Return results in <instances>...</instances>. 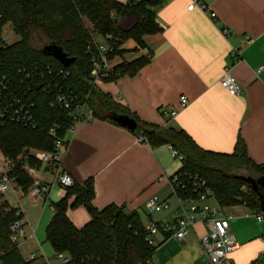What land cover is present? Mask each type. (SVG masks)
Returning a JSON list of instances; mask_svg holds the SVG:
<instances>
[{
    "label": "crops",
    "instance_id": "1",
    "mask_svg": "<svg viewBox=\"0 0 264 264\" xmlns=\"http://www.w3.org/2000/svg\"><path fill=\"white\" fill-rule=\"evenodd\" d=\"M191 1L166 0L156 8V22L162 31L144 37L152 55L149 64L135 76L98 87L140 122L184 130L206 151L233 154L241 138L251 161L264 166V71L257 74L264 65V0H200L207 12L188 11ZM136 46L129 41L124 49L131 51ZM226 69L242 88L240 96H232L222 87L220 80ZM182 96L189 100L185 108L180 106ZM165 109H174L177 115L164 118ZM140 135L96 118L90 124H76L64 139L63 171L80 186L93 182L92 205L99 211L126 207L146 217L144 226L150 221L172 222L179 203L169 181L182 169V163L172 156L170 146L153 148L140 143ZM40 177L51 189L50 200H32L36 206H49L52 219L51 205L63 199L65 192L54 185L50 172L41 169ZM152 197L168 203L169 209L148 213L145 204ZM206 203L221 209L214 197ZM222 211L232 217L230 226L239 245L230 255V263L258 264L264 254V219L257 221L244 207ZM68 218L78 229L91 220L84 207L70 209ZM35 231L31 227L25 233L24 243L36 239ZM208 233L209 227L198 219L183 241L171 238L164 242L165 236H158L161 245L152 264H209L201 245ZM38 246L37 242L30 252L37 254L32 264H49L39 256L42 247ZM30 254L22 256L27 259Z\"/></svg>",
    "mask_w": 264,
    "mask_h": 264
},
{
    "label": "trees",
    "instance_id": "2",
    "mask_svg": "<svg viewBox=\"0 0 264 264\" xmlns=\"http://www.w3.org/2000/svg\"><path fill=\"white\" fill-rule=\"evenodd\" d=\"M166 0H143L137 7H123L115 0H0V26L10 24L18 34V41L7 48L0 47V61H26L47 63L56 69L70 72L71 85L81 95L99 120L115 123L113 114L134 119V133L144 136L153 147L170 146L182 155L180 175H198L213 191L221 209L244 207L253 214H263L260 199L242 180L264 177V166H258L248 157L244 141L240 138L233 154H221L202 149L184 131L159 128L140 122L131 112L104 93L91 78L93 67L85 50L92 34L119 36L116 55L124 57V45L134 41L146 48L144 37L158 34L162 28L156 22L154 10ZM123 18H134L130 30L120 26ZM47 46L61 48L68 58H74L69 67L43 53ZM151 59L140 58L117 65L105 82H115L125 76H135ZM35 130L17 125L0 127V150L12 159L29 155L26 150L55 152L56 142L64 140L73 122L67 112L52 109L45 98L37 104ZM116 124V123H115ZM57 129L51 135L52 129ZM29 164L40 170L42 164L33 156ZM24 195L33 187L31 178L18 166L13 172ZM93 182L73 184L66 189L62 200L52 203L53 218L46 229V239L56 254H64L74 263L83 259H97L101 264H148L156 249L146 241L148 232L138 212L126 207L110 206L95 209ZM84 207L91 220L82 229L76 228L68 218V211ZM0 197V264H32L23 258L19 247L11 241L10 227L24 214H18Z\"/></svg>",
    "mask_w": 264,
    "mask_h": 264
},
{
    "label": "built area",
    "instance_id": "3",
    "mask_svg": "<svg viewBox=\"0 0 264 264\" xmlns=\"http://www.w3.org/2000/svg\"><path fill=\"white\" fill-rule=\"evenodd\" d=\"M142 1L118 0L116 2L123 7H137ZM193 9L208 11L207 6L200 0L191 1L188 11ZM211 18L215 19L216 15L211 13ZM13 37L18 38V34L10 24L0 26V47L7 48L13 45L15 43L11 41ZM119 42V36L117 35H91L86 45L85 53L93 67L91 78L95 85L99 86L105 83L117 65L142 57L152 58L151 52L147 48L139 46L131 50L129 57H120L116 55ZM262 71H264V65L258 68L257 74ZM70 79L69 71L56 69L47 63L0 61V127L17 125L24 129L35 130L38 127L36 118L37 104L41 98H45L52 109L67 112L70 115L73 122L70 129H73L76 124H90L95 119L94 113L87 102L72 87ZM220 83L232 96H240L243 92L236 79L227 69L224 71ZM188 104L189 100L187 97H180L181 108L187 107ZM176 115L177 111L174 109L162 111V116L167 119L174 118ZM56 132L57 129L54 128L50 134L55 135ZM138 141L148 144L144 136H139ZM65 146L64 140H58L55 152L28 149L26 150L29 153L28 156H20L17 159L5 156L0 150V195H13L18 201V205L21 197L25 196L13 176V172L18 166L33 182V187L27 196H30L34 201L50 200L51 189L49 185L41 180V169L50 172L54 177V185L66 194V189L72 187L74 181L72 177L63 171L62 151ZM171 152L174 158L182 160V155L179 151L171 148ZM30 155L42 164L40 170L29 164L28 158ZM169 188L179 203L176 218L174 221L166 223L150 221L145 226L148 232L147 243L157 251L161 245L157 241V237L160 235L165 236L164 242L171 238L183 241L194 228L198 219H201L209 227V233L201 239L207 262L209 264H231L230 255L239 249L237 239L230 226L232 217L226 216L222 209H212L206 203L208 199L214 197V194L207 186L205 180L198 175H180L176 173L169 181ZM16 208L19 211V215L20 213L24 214L19 206ZM145 209L150 214L160 213L168 210L169 205L160 201L157 197H152L146 202ZM254 216L259 222L264 219L262 213L254 214ZM26 223L24 216L10 227L11 241L18 246H21V240L23 241L25 238L23 227ZM34 236L35 233L33 232L32 237ZM36 259L37 254L32 253L26 261H34ZM55 259L58 264H101L99 260L93 258L83 259L80 263H74L64 254H56ZM148 264H152V261H149ZM258 264H264V254L260 257Z\"/></svg>",
    "mask_w": 264,
    "mask_h": 264
},
{
    "label": "rangeland",
    "instance_id": "4",
    "mask_svg": "<svg viewBox=\"0 0 264 264\" xmlns=\"http://www.w3.org/2000/svg\"><path fill=\"white\" fill-rule=\"evenodd\" d=\"M12 42H17L18 38L13 37ZM245 177H249L248 174H245ZM254 178V177H253ZM0 197L8 203L10 207H20L25 214L26 225L23 227L24 233H28L32 228H36V239L30 242H25L21 240V246L19 250L23 256H27L30 252L36 248L37 242L42 247V252H38L45 261H48L49 264H58L55 259L56 253L53 250L52 246L46 239V229L51 222V213L52 210L49 206H45L43 203L36 206L34 201L30 196H23L18 205L17 199L11 195H0ZM53 218V217H52ZM142 222H146V217L141 216ZM38 246V247H40Z\"/></svg>",
    "mask_w": 264,
    "mask_h": 264
},
{
    "label": "water",
    "instance_id": "5",
    "mask_svg": "<svg viewBox=\"0 0 264 264\" xmlns=\"http://www.w3.org/2000/svg\"><path fill=\"white\" fill-rule=\"evenodd\" d=\"M136 24L134 18H123L120 22V26L124 30H130ZM43 53L56 59L62 66L69 67L73 62L74 58H68L61 48L55 46H47L43 49ZM113 121L132 132L137 128V123L134 119L126 115L113 114ZM242 180L248 185V187L257 193L260 199L261 211L264 213V177L253 178V177H242Z\"/></svg>",
    "mask_w": 264,
    "mask_h": 264
}]
</instances>
